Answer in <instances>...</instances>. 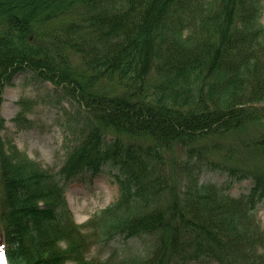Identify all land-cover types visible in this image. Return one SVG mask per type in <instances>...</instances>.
<instances>
[{
	"label": "trees",
	"instance_id": "1",
	"mask_svg": "<svg viewBox=\"0 0 264 264\" xmlns=\"http://www.w3.org/2000/svg\"><path fill=\"white\" fill-rule=\"evenodd\" d=\"M263 1L0 0V93L18 70L60 86L73 107L60 175L107 166L119 192L77 224L55 175L7 152L0 134L10 264H264L255 219L264 195ZM203 170L253 187L233 197L200 183ZM119 237L142 239L141 250L85 258Z\"/></svg>",
	"mask_w": 264,
	"mask_h": 264
},
{
	"label": "rangeland",
	"instance_id": "2",
	"mask_svg": "<svg viewBox=\"0 0 264 264\" xmlns=\"http://www.w3.org/2000/svg\"><path fill=\"white\" fill-rule=\"evenodd\" d=\"M262 11L260 21L264 22V7ZM27 78L26 73L16 74L13 77L12 85L3 88L0 96L2 98L0 109L6 122L2 136L9 152L25 155L41 164L43 168L56 173L65 158L63 122L69 113L66 111L72 109V106L65 100L58 99L59 92H55L53 85L47 82L46 84L26 83ZM21 98L32 100L25 114L28 119L26 127H18L12 120L18 111L17 101ZM198 177L201 183L216 184L218 187L226 189L233 197L248 194L253 187L248 178L235 181L226 173L215 170H203L198 174ZM62 183L67 204L77 223L85 222L118 195L117 185L106 168H102L101 172L91 179L83 175L82 178H72V180ZM256 208L255 219H257L259 227L264 229V195L257 203ZM141 248L142 239L119 237L113 242H108V245L99 243L93 245L86 257L104 260L109 255H113L114 259L115 254H119V251L126 257H130L132 254H137ZM176 264H216V262L211 259H189Z\"/></svg>",
	"mask_w": 264,
	"mask_h": 264
}]
</instances>
